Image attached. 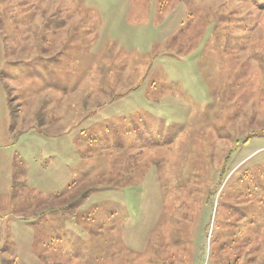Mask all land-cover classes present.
<instances>
[{
    "label": "rangeland",
    "instance_id": "374dc122",
    "mask_svg": "<svg viewBox=\"0 0 264 264\" xmlns=\"http://www.w3.org/2000/svg\"><path fill=\"white\" fill-rule=\"evenodd\" d=\"M0 264H264V0H0Z\"/></svg>",
    "mask_w": 264,
    "mask_h": 264
}]
</instances>
